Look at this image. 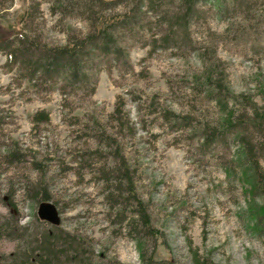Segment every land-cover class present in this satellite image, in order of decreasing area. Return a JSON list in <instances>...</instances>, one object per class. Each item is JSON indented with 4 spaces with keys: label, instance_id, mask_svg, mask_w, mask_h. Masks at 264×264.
<instances>
[{
    "label": "rangeland",
    "instance_id": "1",
    "mask_svg": "<svg viewBox=\"0 0 264 264\" xmlns=\"http://www.w3.org/2000/svg\"><path fill=\"white\" fill-rule=\"evenodd\" d=\"M234 2L199 0L190 40L167 45L155 40L167 28L156 13L168 8L151 10V26L141 21L132 32H120L126 62L103 54L69 85L48 80L38 86L0 48V214L36 230L43 201L30 191L45 187L60 212V229L84 243L92 264H147L150 256L173 264H264V238L254 232L251 212L263 199L251 195L250 167L238 159L240 143L230 133L205 145L199 130L224 132L230 113L245 114V96L264 111V0ZM73 12L63 13L54 0H0V42L21 30L47 45L83 38L89 24ZM209 49L227 76V98H213L200 86L211 63ZM40 111L49 121L35 124ZM166 112L189 120L175 126ZM11 150L24 161L8 160ZM258 160L264 172V150ZM125 166L154 239H135L128 231L133 200L125 204L126 191L118 197L116 182L107 178ZM17 247L0 228V258Z\"/></svg>",
    "mask_w": 264,
    "mask_h": 264
},
{
    "label": "trees",
    "instance_id": "2",
    "mask_svg": "<svg viewBox=\"0 0 264 264\" xmlns=\"http://www.w3.org/2000/svg\"><path fill=\"white\" fill-rule=\"evenodd\" d=\"M124 1L127 4L131 2L133 6L128 5L127 9L121 12L108 13L112 12L113 8L121 6ZM238 1L235 0L234 3L238 4ZM198 2L199 0H54V5L63 13L71 14L70 12L74 11L75 15L78 12V15L81 14L87 20L89 33L85 37H71L64 45H47L33 40L31 34L21 30L15 38L2 40L0 48L7 51L11 64L18 63L20 74L26 76L31 82H36L38 86L40 83H47L48 80L53 84H57L58 80H63L69 85L84 78L82 68H89L91 60L103 54L111 53L116 59H123L126 62V50L119 45L123 40L120 32L123 29L132 32L139 27L141 21H147L145 25L151 26L153 23L148 21L151 10L156 12L163 6L168 8L166 11L161 10L156 13L157 20L163 21L167 27L163 30L161 37L155 40L156 43L160 41L167 45L175 42H188L190 40L189 25L197 16ZM213 54L215 55V49L213 51L209 49L207 53L211 61L209 71L203 78L198 79L202 81L201 85L198 82L197 84L213 98H227L230 95V91L225 86L227 76L221 68H218L217 62L211 60ZM243 98L245 108L242 111L245 114H235L234 111L230 113L226 120L228 127L224 132H217L210 127H199V130L204 134L205 145H211L216 138L222 139L234 133L240 143L239 162L248 164L251 170L250 175L247 176L251 195L263 199L260 208H253L251 212L254 219V232L264 238V172L258 160L259 152L264 150V111L248 97ZM115 110L118 111L119 108ZM166 115L175 126L189 120L187 116H178L170 112H166ZM175 117L181 118L176 120ZM48 121L49 116L45 111L37 112L33 117L35 124ZM253 131L257 132L258 137L251 139ZM113 141L116 139L111 136L109 142L113 143ZM114 152L125 165L123 157L118 152ZM7 154V159L10 161H24L15 150L8 151ZM34 162L36 169H43L40 163ZM128 172V167L125 166L107 173L109 176L107 178H112L116 182V188L120 194L118 197L126 191L125 194L128 195L123 196L125 204L133 200L134 215L128 220V231L132 237L138 239V236H147L154 239L156 231L151 225L150 217L142 201L134 193L133 181ZM122 180H126L127 187H121ZM31 192L36 202L51 200L45 187H40L38 190L32 188ZM123 201L121 204H124ZM118 212L119 220L125 219L126 206ZM36 220L39 226L34 230L30 226H20L15 215L0 214V228L4 230L6 237L16 239L18 242L17 250L9 253L5 258L1 257L0 264H59L61 258H67L74 264H92L90 259L84 255L89 254L88 250L77 236L61 230L60 224H51L38 216ZM145 262L147 264H173L154 261L152 256L146 258Z\"/></svg>",
    "mask_w": 264,
    "mask_h": 264
},
{
    "label": "water",
    "instance_id": "3",
    "mask_svg": "<svg viewBox=\"0 0 264 264\" xmlns=\"http://www.w3.org/2000/svg\"><path fill=\"white\" fill-rule=\"evenodd\" d=\"M38 216L51 224L59 225L61 222L60 212L57 206L50 201H43L38 209Z\"/></svg>",
    "mask_w": 264,
    "mask_h": 264
}]
</instances>
